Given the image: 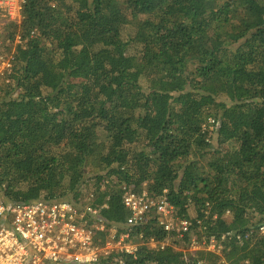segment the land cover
I'll list each match as a JSON object with an SVG mask.
<instances>
[{
	"label": "trees",
	"instance_id": "1",
	"mask_svg": "<svg viewBox=\"0 0 264 264\" xmlns=\"http://www.w3.org/2000/svg\"><path fill=\"white\" fill-rule=\"evenodd\" d=\"M17 36L0 75L5 201L105 204L120 229L121 186L145 185L190 230L133 227L127 264H264V0H25L4 51ZM211 238L219 252L190 250Z\"/></svg>",
	"mask_w": 264,
	"mask_h": 264
},
{
	"label": "built area",
	"instance_id": "2",
	"mask_svg": "<svg viewBox=\"0 0 264 264\" xmlns=\"http://www.w3.org/2000/svg\"><path fill=\"white\" fill-rule=\"evenodd\" d=\"M24 2L0 0V11H5L9 20L18 21ZM14 63L13 53L0 55V75L9 74ZM121 190L129 215L120 229L102 217L105 204L77 206L44 199L9 203L0 192V264H127L124 258L134 257L143 238L133 233V227L154 220L168 234L182 236L190 230L189 219L179 217L165 195L150 194L145 185L137 191L123 184ZM258 231L264 234V223ZM169 239L151 237L145 243L162 249ZM191 248L219 252L220 245L213 238L209 242L191 240Z\"/></svg>",
	"mask_w": 264,
	"mask_h": 264
},
{
	"label": "rangeland",
	"instance_id": "3",
	"mask_svg": "<svg viewBox=\"0 0 264 264\" xmlns=\"http://www.w3.org/2000/svg\"><path fill=\"white\" fill-rule=\"evenodd\" d=\"M8 17L6 15L5 11H0V31L2 29V27L7 23L8 21ZM21 43L17 41V37L14 39V41L12 42L11 47L7 50L4 51V44L2 43V40L0 39V55H9L12 51H14L15 47L17 44ZM213 137V136H212ZM190 250H195L193 248L190 247Z\"/></svg>",
	"mask_w": 264,
	"mask_h": 264
}]
</instances>
